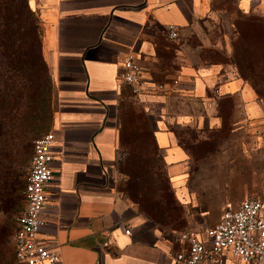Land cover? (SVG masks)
I'll list each match as a JSON object with an SVG mask.
<instances>
[{"label":"crops","instance_id":"0c3cea01","mask_svg":"<svg viewBox=\"0 0 264 264\" xmlns=\"http://www.w3.org/2000/svg\"><path fill=\"white\" fill-rule=\"evenodd\" d=\"M28 4L42 28L41 52L51 83L49 132L54 135L41 243L59 254L58 264H178L173 260L177 247L116 192L128 179L120 168L131 150L130 142L121 143V122L131 111L153 120V150L175 199L191 202L197 190L181 132L192 130L202 138L203 130L220 129L227 105L237 115L235 130L239 121L264 116L262 101L226 59L236 18H264V0ZM168 26L177 32L174 41L167 39ZM127 58L143 70L144 94L135 96L118 79ZM135 148L141 149L138 141ZM211 177L206 187L216 185ZM228 186L219 183V190L207 193H223ZM234 186L235 196L228 200L235 203L223 209L239 203V184ZM24 187L17 217L25 205ZM222 264L243 263L226 257Z\"/></svg>","mask_w":264,"mask_h":264},{"label":"rangeland","instance_id":"374dc122","mask_svg":"<svg viewBox=\"0 0 264 264\" xmlns=\"http://www.w3.org/2000/svg\"><path fill=\"white\" fill-rule=\"evenodd\" d=\"M32 14L33 17L28 16L25 22L21 41L15 49L22 64L20 73L7 78L0 71L2 87H10L8 101L11 102L10 114L3 113L2 117L7 118L0 120L2 130L6 132L5 137L0 140V171L2 167L9 171L5 186L4 179L0 180V229L4 230V242L9 245L11 254V235L14 232L15 219L23 206L22 189L31 168L33 143L49 132L52 120L51 83L47 70L38 61L42 28L36 14ZM236 25L238 30L229 43L227 63L236 74L255 86L264 106V18H236ZM223 116L222 128L216 131L204 130V141H192L195 138L192 131L181 132L182 137L186 138L183 142L191 160L190 180L197 190V193L192 195L191 202L184 204L175 199L164 169L158 161L159 157L152 150L153 120L144 114H136V111L123 116L120 130L122 137L132 140L131 142L138 141L142 149L144 145L147 146L148 165L155 161L152 165L157 171L158 179L157 184H154L149 182V178H142L143 181L136 182L137 187L132 188L120 183L116 186V192L130 202L141 204L140 207L132 202L139 212L144 211L152 215L151 222L161 229L167 238L171 233L185 230L200 232L216 223L224 205L235 203L228 200L235 196V184H239V203L259 195L262 191L264 116L257 122L241 123L239 110V130L232 127V120L237 115L231 113L228 105ZM9 134L12 136L11 141L7 139ZM129 153L135 162L128 164L125 170L133 166L134 171L141 173L136 168L137 163L142 162L137 160L140 156L134 154L133 148ZM210 175L216 185L206 187L204 183ZM224 182L232 186H228L223 193H207L209 188L212 191L219 190V183ZM133 189H141V192L132 191ZM154 192L158 195L152 194ZM158 197H161L165 203L164 207L168 209L164 215L151 209L163 205L159 203L161 201Z\"/></svg>","mask_w":264,"mask_h":264},{"label":"built area","instance_id":"2783aa9c","mask_svg":"<svg viewBox=\"0 0 264 264\" xmlns=\"http://www.w3.org/2000/svg\"><path fill=\"white\" fill-rule=\"evenodd\" d=\"M167 39L174 41L177 32L167 27ZM118 79L130 87L135 96L144 94L143 70L127 58L118 72ZM54 135L48 132L33 143L32 162L25 183L24 209L15 219L11 239L16 264H58L60 256L39 239L46 221L42 210L45 190L51 181ZM126 234L129 231H125ZM167 242L177 250L173 260L178 264H222L231 257L243 264H264V186L259 195L249 197L223 209L218 221L201 231L185 230L171 233ZM104 243L103 247H107Z\"/></svg>","mask_w":264,"mask_h":264},{"label":"trees","instance_id":"16d2710c","mask_svg":"<svg viewBox=\"0 0 264 264\" xmlns=\"http://www.w3.org/2000/svg\"><path fill=\"white\" fill-rule=\"evenodd\" d=\"M32 13H34V12L30 9L29 4H28V0H24V1L22 0V2H20V0H0V71L3 72V75H5L7 78L13 77L14 75L17 76L15 73H20V71L22 69V64H21V62H19V60L17 58L18 55H17L15 49L17 48L18 43L21 41V38H20L21 33L23 32V29L25 27V22H26L28 16H29V18L33 17ZM243 18H245V17H243ZM249 18H252V17H249ZM41 37H42V35H41ZM41 37H40V41H41ZM39 58L40 59L38 61L45 67V69L47 70V73H48V69H47V67L43 61V58H42L41 42H40V46H39ZM48 76H49V73H48ZM239 77L241 79H243L249 86H251V88L255 91L254 93H256L257 97L259 98L260 94L256 90L255 86H252L251 84H249V82L245 78H243L242 76L239 75ZM2 86L3 85L0 83V120H4L7 118V116L2 117V115H3V113L9 115L10 114V107H11V102L8 101V97L10 95V93H9L10 89H8V88H10V87L3 88ZM11 89H13V88H11ZM131 112L135 113V111H131ZM136 114H139L141 116L140 113L136 112ZM223 120H224V116H223ZM222 126H221V128H222ZM2 128H3V125L0 122V140L3 139V137H5V134H6V132L3 131ZM217 130H219V129H217ZM207 131H209V130H207ZM212 131H216V130H212ZM192 132H194V131H192ZM121 133H122V131H120L121 143L122 142L123 143L124 142H130L131 148H133V151L135 152L134 154L135 155L141 154V155H139L140 158L137 160L142 161V162L137 163V165H136V168L138 170H140L141 173L134 171L133 166L130 167V169L125 170L126 167L128 166V164L135 162L134 160L131 159L132 155L129 153L130 151H126L127 155L129 157L122 164L120 170L126 174L128 179L123 184H125L126 187H129V188L137 187L136 182H142L143 181L142 178H145V179L149 178L148 180L150 183L157 184V179H158L157 178L158 177L157 171L154 169V165H152L155 161L154 160L151 161L152 164L148 165L149 158H148L147 146L144 145L143 149L141 148L140 151H139V149L136 150V148H135L136 142H131L132 140L124 139L122 137ZM194 134H195V138L192 141H196V140L197 141H204V137H203L204 130L202 131V134H201L202 138H200L199 133L196 134L194 132ZM11 138H12V136H10V134H9L7 139L9 141H11L10 140ZM151 139L153 141L152 134H151ZM152 141H151V143H152ZM183 141H186V138H183ZM152 148H153V145H152ZM142 150H143V152H142ZM153 152H154V154L157 155L155 150H153ZM158 161L160 162V158H158ZM160 165H161V163H160ZM161 167H162V165H161ZM131 169H132V171H131ZM1 170L2 171H0V180L4 179L3 185L5 186V183H6L5 180H7V178H8L9 171L4 167H2ZM166 179H167V177H166ZM167 183L169 185L168 179H167ZM132 191L141 192V189L140 190L133 189ZM152 194H157V192H154ZM158 198L161 201L159 203L163 204V205H159L157 208L152 207L151 209H152V211H155V212L159 213L160 215H164L167 213L168 209L166 207H164L165 203L162 202L163 200L161 199V197H158ZM132 202L137 206L139 205V203L137 204L134 201H132ZM172 203H173V201H172ZM139 206L141 207V204ZM149 212H151V211L149 210ZM142 213L150 221H152V217H151L152 215L150 213L147 212V214H146L144 211ZM0 230L2 232V233L0 232V264H11L12 262H13V264H16L13 246L11 244V248H12V254H11V251L9 253V250H8L9 245H7L6 242H4V236H5L4 230L3 229H0Z\"/></svg>","mask_w":264,"mask_h":264}]
</instances>
